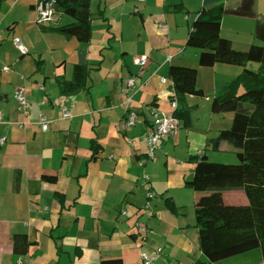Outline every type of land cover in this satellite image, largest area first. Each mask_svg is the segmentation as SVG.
<instances>
[{
    "label": "crops",
    "instance_id": "0c3cea01",
    "mask_svg": "<svg viewBox=\"0 0 264 264\" xmlns=\"http://www.w3.org/2000/svg\"><path fill=\"white\" fill-rule=\"evenodd\" d=\"M41 2L3 0L0 8V264H17L19 259L32 264H102L113 259L143 264L141 251L152 253L157 247L164 254L154 264L206 261L198 228L185 210H194L197 201L217 203L213 194H241L246 201L247 195L200 194L185 185L195 166L192 157L204 151L212 160L216 151L207 147L208 139L232 125L215 100L216 82L243 70L222 63L202 66L200 51L186 45L204 0H92V11L101 14L88 28L72 26L73 19L60 12L42 19ZM252 19L226 15L221 33L235 40L227 34L229 27L246 25L254 43ZM87 32V58L94 64L90 88L63 96L58 82L73 77L78 46ZM15 37L26 52L17 48ZM144 55L149 60L142 66L137 59ZM173 64L198 68L197 85L204 96L186 98L191 124L185 126L180 119V132L161 141L155 158L149 159L143 135L151 126L150 107L172 109L176 95L168 69ZM4 66L10 70L3 71ZM131 77L143 84L131 104L139 120L124 130ZM18 87L31 102L28 111L13 96ZM64 107L70 117L63 116ZM182 107L178 101V110ZM40 112L47 119L46 131ZM225 148L231 151L229 145ZM167 198L176 211L169 209ZM138 223L154 233H140ZM17 234L33 242L25 253L15 249Z\"/></svg>",
    "mask_w": 264,
    "mask_h": 264
},
{
    "label": "trees",
    "instance_id": "16d2710c",
    "mask_svg": "<svg viewBox=\"0 0 264 264\" xmlns=\"http://www.w3.org/2000/svg\"><path fill=\"white\" fill-rule=\"evenodd\" d=\"M53 1V16L57 12L73 19L72 26L88 28L95 14L92 0H42ZM231 1V3H230ZM3 0H0V8ZM257 0H204L197 18L191 26L186 45L200 51L199 63L213 66L216 63L238 65L242 72L230 80H218L215 100L220 110L232 118L230 128L220 130L208 139L207 147L220 152L231 147L238 163L212 161L201 151L192 157L195 163L191 177L185 185L196 193L243 191L247 202H201L195 203L196 227L199 231V246L206 261L193 264H212L260 248L264 264V15L256 10ZM226 15L249 17L256 20L254 38L256 42L246 46H235L232 39L221 33L222 20ZM90 33H85L78 46L79 61L74 66L70 80H60L59 90L63 96L76 95L90 88L88 83L92 64L87 58ZM259 64L257 69L250 63ZM177 99L183 107L174 111L191 124L192 107L186 103L191 95L204 96L197 85L198 68L173 64L168 69ZM99 152L94 146V155ZM54 182L56 177L44 176ZM170 210L176 211L171 198L166 199ZM17 252L25 253L33 242L25 234L14 237ZM102 264H124L121 259L103 260Z\"/></svg>",
    "mask_w": 264,
    "mask_h": 264
},
{
    "label": "built area",
    "instance_id": "2783aa9c",
    "mask_svg": "<svg viewBox=\"0 0 264 264\" xmlns=\"http://www.w3.org/2000/svg\"><path fill=\"white\" fill-rule=\"evenodd\" d=\"M145 0H139V2H143ZM53 1L49 2L47 1L46 6L43 8V2L40 4V12L42 19H50L53 17V9H52ZM2 41V34L0 32V42ZM15 45L21 52H26L27 48L23 45L21 39L19 37L14 38ZM172 57L170 56L168 60H171ZM149 57L144 55L137 59V62L145 66L148 63ZM10 70L9 66H4L3 71L8 72ZM162 81L166 83L168 79L166 77H162ZM128 90H131V93H126V98L124 104L126 105V116L123 123V129L127 130L133 126H135L139 120V115L137 111H135L131 104L133 102L134 94L143 87V84H138L136 82L135 77H131L127 81ZM172 87L173 92L174 90V84L172 81ZM176 95V93H175ZM13 96L15 100L17 101L19 107L24 110L28 111L32 105L29 101L28 97L25 94V89L23 87H18L14 93ZM42 103H45L43 101ZM171 107L172 109L170 111H164L159 108H157L155 105H152L150 107V114L152 117V122L150 128L144 133L143 139L148 145V151L147 155L149 159H154L156 156V151L159 148V144L161 141L171 137L175 136L180 132L181 128V121L180 118L177 117L174 113L178 109V99L177 96H175L171 100ZM63 116L64 117H70L71 111L68 107H64L62 109ZM2 110L0 109V123L2 122ZM40 124L44 131L47 130V119L46 117L40 112ZM128 142L130 144H133V139H129ZM112 157V156H111ZM149 215H153V211L150 210ZM138 229L140 233H144L146 235L153 234L154 230L150 229L147 225L138 223ZM164 249L163 247H157L152 253L142 250L141 251V258L143 261V264H154V262L157 259H160L163 257ZM17 264H32V262H26L22 259L17 260Z\"/></svg>",
    "mask_w": 264,
    "mask_h": 264
},
{
    "label": "rangeland",
    "instance_id": "374dc122",
    "mask_svg": "<svg viewBox=\"0 0 264 264\" xmlns=\"http://www.w3.org/2000/svg\"><path fill=\"white\" fill-rule=\"evenodd\" d=\"M231 3V1H230ZM256 10L259 14L264 15V0H257V7ZM244 19V18H243ZM252 19V18H249ZM254 22L256 21L255 19H252ZM223 22V20H222ZM227 25V24H226ZM255 25V24H254ZM238 27V28H237ZM237 29H239L237 31ZM255 29V28H254ZM229 33H227L228 35L236 38L235 41V46H246L249 44L253 43V39L250 37V33H248V27L246 25H234L229 27ZM244 33L246 35H244ZM248 33V35H247ZM252 40V41H250ZM255 40V39H254ZM243 44V45H241ZM195 49V48H192ZM250 67L257 69L259 67V64L256 62H252L250 63ZM213 155H215L214 157H212V160H217L219 162L222 163H238V157L237 155L233 152V151H222V152H216ZM217 158V159H214ZM246 194V193H245ZM248 196V195H247ZM243 196L241 194H213L212 195V199L214 200V202H222L224 199H226L224 202L226 203H231V200H235L234 202H247L249 201V198L246 197V200H243L242 198ZM224 198V199H222ZM235 198V199H232ZM189 212V213H185L186 217L188 216L189 219H191L192 224L196 225V214H195V209L193 210V208H191V210L186 209L185 212ZM262 250L260 248L248 251L246 253L243 254H239L233 257H229L226 259H223L221 262L222 264H261L262 262ZM229 259V260H228Z\"/></svg>",
    "mask_w": 264,
    "mask_h": 264
},
{
    "label": "water",
    "instance_id": "95a60500",
    "mask_svg": "<svg viewBox=\"0 0 264 264\" xmlns=\"http://www.w3.org/2000/svg\"><path fill=\"white\" fill-rule=\"evenodd\" d=\"M47 1H43V8L46 6Z\"/></svg>",
    "mask_w": 264,
    "mask_h": 264
}]
</instances>
